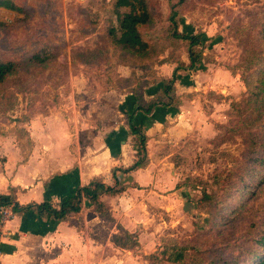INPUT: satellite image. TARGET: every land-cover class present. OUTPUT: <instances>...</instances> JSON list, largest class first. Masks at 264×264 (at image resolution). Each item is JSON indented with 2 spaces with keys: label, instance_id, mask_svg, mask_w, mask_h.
Returning a JSON list of instances; mask_svg holds the SVG:
<instances>
[{
  "label": "rangeland",
  "instance_id": "rangeland-1",
  "mask_svg": "<svg viewBox=\"0 0 264 264\" xmlns=\"http://www.w3.org/2000/svg\"><path fill=\"white\" fill-rule=\"evenodd\" d=\"M7 1L16 10L0 8V61L17 72L0 87L2 142L23 163L33 152L46 161L51 147L75 149L77 135L85 145L99 138L117 156L128 134L112 130L113 120L128 113L126 95L142 83L161 86L155 58L142 61L111 43L113 0ZM176 3L146 0L151 20L141 34L160 54L183 51L169 34ZM177 9L179 30L202 31L203 51L221 72L212 89L201 79L205 69L188 75H196L190 80L197 89L186 93L184 113L201 121L168 143L160 185L121 204L127 211L141 205L139 246L111 251L101 264H248L260 252L254 240L264 230V0H184ZM5 160L0 155V164ZM148 191L163 198H144ZM172 247L182 249L178 263L167 261Z\"/></svg>",
  "mask_w": 264,
  "mask_h": 264
},
{
  "label": "crops",
  "instance_id": "crops-1",
  "mask_svg": "<svg viewBox=\"0 0 264 264\" xmlns=\"http://www.w3.org/2000/svg\"><path fill=\"white\" fill-rule=\"evenodd\" d=\"M179 27L180 23L178 31L181 32ZM141 37L149 45V49L136 56L142 61L155 58L151 67L156 69L161 86L154 82L142 83L133 93L127 94V98L132 96L131 109L136 103L148 106L156 102H166V97L162 94L163 83L171 79L177 66L188 64L187 45L183 41L176 42L183 46L180 55L179 52L173 55L169 51L160 54L153 42L150 43L143 35ZM206 55L210 53L205 54L203 51L205 58L196 69L177 72L171 91L175 98L174 104L167 107L157 105L149 114L136 113L134 123L142 129L146 138L147 158L140 169L122 172L137 160L135 138L132 135H128L127 141L120 146L117 156L114 155L116 151H111L106 142L99 138L94 136L92 143L85 145L84 136L79 138L77 135L75 149L70 151L68 144L66 148L51 147L44 162H38L33 152V156L26 163L22 162L20 152H14L11 144L2 142L5 137L0 136V155L6 157L0 164V195H12L19 206L50 201L57 208L62 197L73 195L77 187L86 186L92 181L114 187V170L117 188H121L119 193L106 194L99 198L105 213H102L99 205L83 198L80 211L69 214L60 222L36 218L31 214L14 215L4 227L5 237L0 241V264H101L102 261L112 259L111 251L125 252L128 249L117 247L114 243L116 237L126 234L132 235L137 242L136 247L139 246L140 235H137L136 229L140 225L141 205L128 208L127 211V207H122L121 204L126 203L124 199L127 195L135 197L146 188L160 185L159 171H164L163 166L168 163L170 156L168 152L171 145L168 146V143H176L179 137H187L196 130L193 128L190 131L192 124L198 125L201 119L195 121L194 116L188 117L183 108L190 99L186 93L192 88L197 89L193 86L196 81L193 83L190 80L195 79L196 75H188L195 70L205 69L206 73L200 72L201 79H209L207 85L212 89L217 83V74L221 72ZM144 66L141 65V73ZM223 75L222 81L228 82L229 74ZM180 111L181 115H177ZM113 125L112 130L121 128L128 134L127 114L122 118H114ZM79 141L82 143L79 144ZM152 195L163 198L154 191H148L143 197L152 200ZM118 208H123L124 211L120 212Z\"/></svg>",
  "mask_w": 264,
  "mask_h": 264
},
{
  "label": "trees",
  "instance_id": "trees-1",
  "mask_svg": "<svg viewBox=\"0 0 264 264\" xmlns=\"http://www.w3.org/2000/svg\"><path fill=\"white\" fill-rule=\"evenodd\" d=\"M114 14L116 17V26H112L108 30V36L111 38V43L118 47L121 51H126L134 54H140L149 49V45L142 40L141 27L151 20V15L148 12L146 0H113ZM184 0H177L176 4L170 6V15L168 18L170 24L169 34L173 39L183 41L187 45L188 64L177 66L172 74L170 80L162 85V94L166 97V102L153 103L148 106H143L136 103L127 113L128 135L135 138V150L137 153V160L134 164L122 172H129L140 169L146 163V138L142 129L135 125L134 117L136 113L142 112L144 114L151 113L154 107L161 105L167 107L172 105L174 97L172 96V85L176 80V75L179 70H194L204 60L203 56V37L202 31L195 30L190 33H182L178 31L179 21L177 20V7ZM0 8L15 11L16 8L10 1H0ZM17 72L16 67L11 62L0 61V87L5 80L12 74ZM174 104V103H173ZM115 186L109 187L100 183L99 181H92L86 186L77 187L74 194L62 197L57 208L53 207L50 201H44L40 204L31 203L26 206H19L15 202L12 195H0V208L11 205L13 206L14 215L31 214L36 218H47L55 222L63 221L69 214L78 213L81 209L82 199L86 198L90 203L99 205L104 212V207L99 203V198L106 194H115L121 191L118 187V182L113 171ZM105 213V212H104ZM254 244L260 248V252H255L249 261L251 264H264V230L261 229L256 232ZM117 247L123 249L133 248L137 245L135 238L132 235L118 236L114 239ZM174 247V246H173ZM172 247V248H173ZM169 253L167 261L171 263H178L182 260V249L173 248ZM248 263V264H249ZM229 264H234L233 262Z\"/></svg>",
  "mask_w": 264,
  "mask_h": 264
},
{
  "label": "built area",
  "instance_id": "built-area-1",
  "mask_svg": "<svg viewBox=\"0 0 264 264\" xmlns=\"http://www.w3.org/2000/svg\"><path fill=\"white\" fill-rule=\"evenodd\" d=\"M12 208L13 206L11 205L0 208V241L5 236L4 227L6 223L14 216Z\"/></svg>",
  "mask_w": 264,
  "mask_h": 264
},
{
  "label": "water",
  "instance_id": "water-1",
  "mask_svg": "<svg viewBox=\"0 0 264 264\" xmlns=\"http://www.w3.org/2000/svg\"><path fill=\"white\" fill-rule=\"evenodd\" d=\"M192 207L193 205L191 203L186 202L183 204V211L189 213Z\"/></svg>",
  "mask_w": 264,
  "mask_h": 264
}]
</instances>
